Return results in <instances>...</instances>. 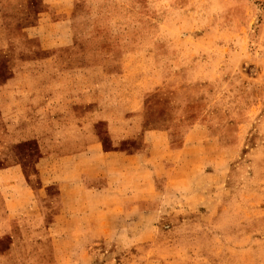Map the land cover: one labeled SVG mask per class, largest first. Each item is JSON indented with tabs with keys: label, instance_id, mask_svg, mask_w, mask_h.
I'll list each match as a JSON object with an SVG mask.
<instances>
[{
	"label": "rangeland",
	"instance_id": "1",
	"mask_svg": "<svg viewBox=\"0 0 264 264\" xmlns=\"http://www.w3.org/2000/svg\"><path fill=\"white\" fill-rule=\"evenodd\" d=\"M74 18L66 51L95 55L88 84L119 105L103 109L118 137L138 133L119 123L127 115L186 150L157 173L163 191L145 209L113 213L103 200L98 230L71 220L66 235L0 238V264H264V0H77ZM16 45L5 53L45 56L37 42ZM13 62L0 58V83ZM197 123L215 140L209 164L189 148ZM98 132L106 150L143 148L141 137L117 144L107 123Z\"/></svg>",
	"mask_w": 264,
	"mask_h": 264
},
{
	"label": "crops",
	"instance_id": "2",
	"mask_svg": "<svg viewBox=\"0 0 264 264\" xmlns=\"http://www.w3.org/2000/svg\"><path fill=\"white\" fill-rule=\"evenodd\" d=\"M76 1L0 0V58L16 61L0 83V238L27 228L41 234L61 228L66 235L71 220L93 221L98 230L103 200L113 213L116 204L143 210L163 191L157 173L175 170L173 157L186 150L171 148L168 131L147 130L144 120L136 127L137 118L127 115L119 123L138 133L118 137L123 132L103 109L119 105L112 96L98 98L101 84H88L101 70L92 62L95 55L66 51L73 44ZM34 42L44 57L29 50L5 53L16 43L26 49ZM108 72L117 76L112 68ZM103 122L117 144L141 137L143 148L106 150L98 132ZM188 138L189 148H203L211 163L215 140L208 124H195Z\"/></svg>",
	"mask_w": 264,
	"mask_h": 264
}]
</instances>
